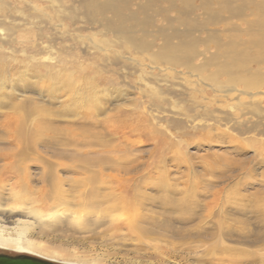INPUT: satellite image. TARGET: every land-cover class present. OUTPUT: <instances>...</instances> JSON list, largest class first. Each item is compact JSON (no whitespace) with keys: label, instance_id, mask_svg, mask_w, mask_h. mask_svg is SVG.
<instances>
[{"label":"rangeland","instance_id":"1","mask_svg":"<svg viewBox=\"0 0 264 264\" xmlns=\"http://www.w3.org/2000/svg\"><path fill=\"white\" fill-rule=\"evenodd\" d=\"M83 1L0 0V80L6 81H0V122L11 115L42 124L35 138L17 139L9 146L8 135L0 130V187L12 188L19 196L28 188L41 191V163L23 164L16 157L34 143L43 150L51 142L73 138L72 130L81 124V116L75 118L73 112L89 108L90 95L97 93L96 105L106 109L108 117L96 119L110 117L130 129L128 143L112 145H118L122 161L136 162L135 169L106 168L105 179L135 183L133 195L145 207L140 212L151 220L171 222L179 234L154 229L143 238L126 230L114 232L113 226L127 225L132 217V212L121 210L101 228L78 222L70 232H51L49 237L41 238L34 230L36 238L76 251L95 264H264V110L250 108L249 89L243 84L228 85L227 76L220 77L222 85L212 83L217 67L201 73L178 68L163 75L153 65L152 76L148 56L119 48L113 35L105 36L85 21ZM197 16L206 18L203 11ZM210 50L214 54L217 47L211 45ZM23 78L42 96L32 93L22 103L14 100L13 87ZM228 87L233 90L229 96L224 95ZM242 92L246 94L239 95ZM254 93L264 100V88ZM88 126L92 141L95 136L111 139L106 129ZM33 129L29 123L28 133ZM54 148L59 146L49 147L50 153L42 156L56 161L51 159ZM67 161L59 162L61 177L67 175ZM40 216L49 220L47 213ZM0 254L21 255L6 248H0Z\"/></svg>","mask_w":264,"mask_h":264},{"label":"bare ground","instance_id":"2","mask_svg":"<svg viewBox=\"0 0 264 264\" xmlns=\"http://www.w3.org/2000/svg\"><path fill=\"white\" fill-rule=\"evenodd\" d=\"M199 1L200 5H196V0H85L81 2L80 9L85 21L92 27L102 29L105 36L113 35L116 42L112 41L119 48H128L133 54L148 56L151 61L149 68L152 70L149 74L152 76L156 68L153 65H157V71L163 75L166 71L175 72L178 68L201 73L208 68L217 67V72L211 77L212 83L222 85L218 82L220 77L227 76L228 85L243 84L249 89L247 104L251 107H247L257 111L264 110V100L259 98L260 94L254 93L264 88V0ZM198 11L204 12L205 20L197 16ZM172 13H175L176 17H172ZM159 20L161 24H158ZM220 25L223 26L222 30L216 28ZM200 45L205 47L204 51L199 50ZM211 45L217 47L214 54L210 50ZM120 56L135 62L133 58ZM1 74L3 73L0 72V76ZM4 82L6 83L5 80ZM4 82L1 81L3 84ZM24 82L23 78L18 88L13 87L17 94L14 100L18 99L22 103L23 98L32 93L38 97L42 96L43 93L39 89ZM230 91L233 90L228 87L224 95L229 96ZM96 94L90 95L89 108H82L84 111H80L81 113L73 112L75 118L81 116L79 128L72 130L75 131L73 138L64 143L51 142L48 144L51 146H43V150L34 143L28 148L25 147L26 149L16 157L23 164L41 163L39 174L44 187L39 192H32L28 188L23 195H28L27 198L19 196L20 194L15 193L12 188L0 187V248L12 249L21 255L54 264H95L84 260L76 251L67 252L38 240L33 231L39 230L38 236L42 238L54 235L50 234L51 232H70V226H75L78 222L84 227L101 228L121 210L132 212V217L127 225L112 224L114 232L126 230L143 238L154 234V229L174 236L179 234L171 222L151 220L140 212L145 210V207L138 196L133 195L138 189L135 183L127 185L128 183H115L105 179L109 177L104 174L106 168L135 169L136 166L132 163L136 162L130 159L122 161V158L117 156L118 145H112L113 141L122 145L128 143V127L126 128L120 120L107 118V110L96 105ZM245 94L246 92H242L239 95ZM224 95L223 97H228ZM237 99H240L239 96ZM103 116H107L106 119H96ZM17 120L9 115L0 122V130L10 139L4 141L8 146L17 139H26L29 136L35 138L36 133L41 131L40 121ZM118 122L119 126L116 125ZM29 123L34 127L30 133L27 130ZM89 124L95 129H106L111 139L104 140L98 135L99 137L95 136L92 141L90 130L86 129ZM49 129L54 130V127L50 126ZM54 145L60 148H54L52 151L51 159L55 158L56 161L45 159L42 154L50 153L48 149ZM64 160L71 164L65 171L67 175L61 177L62 165L59 162ZM43 213L49 216L48 221L40 216ZM57 239L60 240L58 237Z\"/></svg>","mask_w":264,"mask_h":264},{"label":"water","instance_id":"3","mask_svg":"<svg viewBox=\"0 0 264 264\" xmlns=\"http://www.w3.org/2000/svg\"><path fill=\"white\" fill-rule=\"evenodd\" d=\"M0 264H54L28 255L11 256L0 254Z\"/></svg>","mask_w":264,"mask_h":264}]
</instances>
